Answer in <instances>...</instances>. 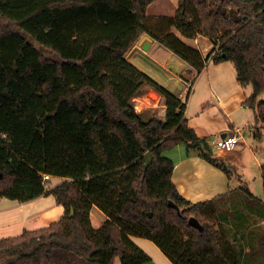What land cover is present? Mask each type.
<instances>
[{
    "label": "trees",
    "instance_id": "1",
    "mask_svg": "<svg viewBox=\"0 0 264 264\" xmlns=\"http://www.w3.org/2000/svg\"><path fill=\"white\" fill-rule=\"evenodd\" d=\"M153 1L0 0V197L37 198L48 174L64 179L50 193L65 208L57 221L0 238V264H144L151 258L134 236L174 264H243L215 218L221 196H183L164 152L184 143L229 174L228 165L189 125L186 104L127 54L149 33L198 71L210 57L231 60L264 124V0H179L158 33L149 26ZM172 28L215 48L204 58ZM146 86L164 97V115L146 119L135 108ZM262 177L264 187V163ZM94 205L107 215L100 227Z\"/></svg>",
    "mask_w": 264,
    "mask_h": 264
},
{
    "label": "crops",
    "instance_id": "2",
    "mask_svg": "<svg viewBox=\"0 0 264 264\" xmlns=\"http://www.w3.org/2000/svg\"><path fill=\"white\" fill-rule=\"evenodd\" d=\"M167 3L173 5L171 8L175 10L174 14L163 9ZM178 3L179 0H163V3L155 0L148 6V16L172 17L178 9ZM172 30L184 42L200 50L204 58H207L215 48L214 42L209 37L199 35L196 38H187L177 29L172 28ZM149 42V52L166 53L172 58H177L188 77L191 76L188 81L177 80L174 83H163L186 104L185 116L198 136L207 140L214 136L212 142L208 143L215 155L219 152L214 150L211 144L223 134L240 129L237 147L232 151L221 152L222 154L218 156L228 165L229 174L204 158L200 148L182 143L169 150L171 153L169 157L175 162L172 176L174 184L180 193L192 202L210 200L218 196H221L219 203L223 200L227 201L230 209L236 212L234 224L242 227L240 230L242 237L249 240L252 237L257 238L261 245L256 250L253 249L251 241L244 246L245 250L241 252L243 264H264V199L258 200L255 195L260 184H263V180L254 183L259 174L262 177L264 124L257 119L254 110L246 103L253 94V86L240 84L236 66L231 60L215 63L210 57L205 67L198 71L157 39L152 38ZM141 48L144 49L143 45L136 43L130 50V53L134 52V55L128 57L129 60L155 79L161 80L159 74L140 61L138 56L142 54ZM149 92L160 95L154 89ZM149 92L138 96L142 99ZM145 109L146 107L141 113ZM164 113L165 109L161 115ZM58 178L61 179L58 183L64 180L61 177ZM55 185L48 188L43 195L28 201L0 197V234L3 232L4 224L8 227L14 224L20 230H25L34 229L35 227L30 226L37 220H40L43 226L59 220L65 208L50 193ZM106 218V213L94 205L91 211L93 225L100 227ZM228 230V232L225 230L228 239L236 244L235 240L239 239L237 231ZM133 239L151 258L144 264H174L153 240L140 236H134Z\"/></svg>",
    "mask_w": 264,
    "mask_h": 264
},
{
    "label": "rangeland",
    "instance_id": "3",
    "mask_svg": "<svg viewBox=\"0 0 264 264\" xmlns=\"http://www.w3.org/2000/svg\"><path fill=\"white\" fill-rule=\"evenodd\" d=\"M163 3V0H160ZM164 5V4H162ZM172 4H166L163 6V9L168 12V13H173L174 11ZM172 14V15H173ZM161 18L162 17H150V29L154 32V33H158L157 31L161 28L164 27L162 22H161ZM176 28H174L175 30ZM149 36H151L149 33H145ZM144 34V35H145ZM142 35L141 38L144 36ZM153 39H155L153 36H151ZM140 38V39H141ZM137 42L139 45H143V43L145 41H148V38H144L143 40ZM150 50H144L141 48V53L140 56H138L140 58V61L143 62L144 65H146V67L150 68L153 72H156L157 74H159V77L161 78V80L155 79L156 81H158L159 83H161L162 85L167 84V83H174L177 80L179 81H188L190 80L189 77H191L188 74L185 73V70L183 69V67L180 65V63H178L177 58H172L170 57L168 54H164V53H158V52H149ZM132 55H134V52L130 53V51L127 54V57H131ZM145 72V71H144ZM147 73V72H146ZM148 74V73H147ZM149 75V74H148ZM164 82V83H163ZM165 86V85H164ZM168 88V87H167ZM151 89V87L146 86L145 90L143 93L145 92H149ZM155 90V89H154ZM160 94V93H159ZM161 95V94H160ZM155 94L154 92H149V94H147L145 97H142V101L143 104L141 105V107L143 106L146 107V109L142 112L143 116L147 119L153 115H161V113L164 112V109L166 108V105L164 103V97L161 95ZM159 96V97H158ZM263 99L264 95H261ZM260 99V97H259ZM143 110V109H142ZM214 139V136L212 138H209V140H207L209 143L212 142V140ZM216 139V138H215ZM212 146V144H211ZM213 148V146H212ZM218 152V151H217ZM169 154H171L169 151L164 152V155L169 156ZM222 153H216L215 156H219ZM61 179H59L58 177H51L47 183H46V188H50L51 186L57 184ZM259 180H263V178L261 177V175L259 174L257 177V180H255L254 183H259ZM261 188V189H260ZM256 195V199L258 200H262L264 199V187L263 184H260L259 186V190H257V192H255ZM242 200V199H241ZM244 200V198H243ZM242 200V201H243ZM220 201L218 200L217 204H216V215L215 218L221 223L222 228H224L227 232L229 231L228 229L232 230H236L237 231V235L239 237V239L235 240L236 244L235 247L238 249L239 252H242L245 250L244 246L248 243H250V241L252 242L253 245V249L256 250L257 247L261 246L260 242L257 238L252 237L251 240L247 239V238H243L242 237V233L240 232V230L242 229V227H240L239 224H234L235 221V210L234 209H230L231 207L228 206L227 201L223 200L221 203H219ZM38 223V224H37ZM44 224L40 221L37 220V222H34L32 226H30L31 228L36 229V227H41ZM16 225H11L8 227V225L4 224L2 225V230L3 232L0 234V238L3 237H8V236H15V235H19L21 234L24 229L15 227ZM1 227V225H0ZM246 236V235H245ZM115 264H122L121 258L117 257Z\"/></svg>",
    "mask_w": 264,
    "mask_h": 264
},
{
    "label": "built area",
    "instance_id": "4",
    "mask_svg": "<svg viewBox=\"0 0 264 264\" xmlns=\"http://www.w3.org/2000/svg\"><path fill=\"white\" fill-rule=\"evenodd\" d=\"M141 98L139 96L134 98V105L138 112H141L143 109V101L141 102ZM142 104H141V103ZM240 129H236L233 133H226L225 136H220L216 141L213 142V148L214 150L218 152H226V151H232L234 150L237 145L239 144L240 140ZM51 178L50 175L46 174L44 176V179L47 183V181Z\"/></svg>",
    "mask_w": 264,
    "mask_h": 264
},
{
    "label": "water",
    "instance_id": "5",
    "mask_svg": "<svg viewBox=\"0 0 264 264\" xmlns=\"http://www.w3.org/2000/svg\"><path fill=\"white\" fill-rule=\"evenodd\" d=\"M144 38H148V41H145L144 44H143V48L147 50V49L150 48V42H149V41L152 40V37L149 36V35H147V34H145V35L140 39V41L143 40ZM225 135H226V134H223L222 136H225ZM151 162H152V154L149 153V154L147 155V157H146V166H149V165L151 164ZM1 176H2V173L0 172V177H1ZM169 204H170L171 206L175 207L176 209L180 210V207H179L174 201L171 200V201L169 202ZM71 213L74 214V210H72ZM150 214H152V213H150ZM189 223H190L192 226L198 228L199 230H203V225H202L201 222L198 220V218H196L195 216H191V217L189 218Z\"/></svg>",
    "mask_w": 264,
    "mask_h": 264
}]
</instances>
